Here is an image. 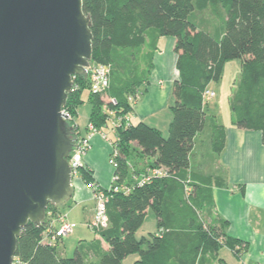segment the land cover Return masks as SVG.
Returning <instances> with one entry per match:
<instances>
[{
	"label": "trees",
	"instance_id": "1",
	"mask_svg": "<svg viewBox=\"0 0 264 264\" xmlns=\"http://www.w3.org/2000/svg\"><path fill=\"white\" fill-rule=\"evenodd\" d=\"M83 11L92 20L91 66L112 69L107 95L116 105L110 103L109 111L130 114L137 96L144 93L142 86L149 85L154 54L144 52V46L150 32L158 38H175L179 73L167 138L145 123L123 125L116 133L120 156L115 176L118 185L130 187L131 192L115 194L108 205L111 227L97 232L109 250L101 252L96 241L90 245L99 251L98 264H121L133 253L140 254L137 264H200L204 256L216 255L223 246L247 250L248 245L227 238L223 228L203 221L201 214L215 205L214 177L202 176L193 168L194 150L208 121L212 153L219 156L226 148V128L208 117L204 94L211 82L220 81L225 66L233 60L242 62L240 80L230 97L234 125L261 132L264 142V0H84ZM205 11L224 24L219 39L190 20L192 13ZM100 96L91 89L90 75L74 78L64 108L72 117L68 123L74 132L79 131L76 118L84 99L91 107L90 124L100 131L111 128L112 117ZM134 155L153 161L131 171L129 159ZM155 168L166 170L167 176L139 186L143 176ZM83 172L90 182L91 172ZM62 207L50 205L42 226L29 223L23 230L16 255L22 263L86 264L84 247H78L73 258H65L57 245L44 242L48 230L59 228L53 220L62 215ZM150 209L160 234L139 241L135 235Z\"/></svg>",
	"mask_w": 264,
	"mask_h": 264
},
{
	"label": "water",
	"instance_id": "2",
	"mask_svg": "<svg viewBox=\"0 0 264 264\" xmlns=\"http://www.w3.org/2000/svg\"><path fill=\"white\" fill-rule=\"evenodd\" d=\"M84 0H0V264L29 225L71 202L77 138L63 109L93 61Z\"/></svg>",
	"mask_w": 264,
	"mask_h": 264
},
{
	"label": "crops",
	"instance_id": "3",
	"mask_svg": "<svg viewBox=\"0 0 264 264\" xmlns=\"http://www.w3.org/2000/svg\"><path fill=\"white\" fill-rule=\"evenodd\" d=\"M175 44V38H158L155 32H150L144 46V52L148 53L151 50L154 54V67L149 77V85L142 86L141 91L144 93L134 103L133 111L125 115L130 124L145 123L159 130L164 137L166 136L164 134L168 136L173 120L172 107L175 103L173 86L179 80ZM215 114L207 112L209 118L215 119L226 128V148L219 156L212 153L211 123L208 121L204 132L196 139L194 150L195 154L205 148L204 153L202 152V160L197 162L195 156L193 168L202 176L214 177L215 205L214 208L205 212L208 224L223 228L227 238L241 241L248 245V249L237 248L233 251L223 246L216 255L204 256L200 264H208L211 260L214 262L220 251H226L224 254L232 259L237 258L241 264H264V142L262 133L236 128L233 118L228 124L220 123ZM89 120L90 115L88 127L84 131L76 123L79 129L78 134L82 137L90 134ZM100 132L107 134L110 141L103 139L101 134L92 135L91 148L83 159L84 167L73 179L74 194L71 204L65 205L70 209L62 212L67 215L74 229L83 223L88 225L96 213L93 191L87 188L89 182L85 179L83 171L91 172L90 183L102 189L110 188L114 181L115 170L109 161L119 139L111 129ZM205 135L206 146L201 141V137ZM142 159L143 163L136 159L131 160L130 170L143 169L149 161H153L146 157ZM199 166L203 168L207 166V169ZM224 223L227 224L224 225ZM95 241L100 244L101 252L105 253L109 250L102 238L96 237ZM88 245L86 242L79 245L86 251V264H98L99 251ZM57 248L59 251L58 244ZM226 260L220 259V262L228 264Z\"/></svg>",
	"mask_w": 264,
	"mask_h": 264
},
{
	"label": "rangeland",
	"instance_id": "4",
	"mask_svg": "<svg viewBox=\"0 0 264 264\" xmlns=\"http://www.w3.org/2000/svg\"><path fill=\"white\" fill-rule=\"evenodd\" d=\"M190 20L193 23H195L199 27V29L209 33L215 39H219L224 31V24L220 20L212 16L208 11L192 13L190 16ZM241 64L242 62L240 60H233L228 62L224 68L222 78L220 79V81L211 82L207 87V91L209 93L213 92L215 96L211 97L209 100L206 99L204 100L206 111L214 114L216 113L215 115L218 116L220 123L228 124L231 122L233 118L232 111L230 108V97L232 92L235 90L237 83L240 80ZM100 97H101V101L104 103V106L108 108L107 111H109V109H111L109 107L110 98L108 97L107 94H102ZM84 102L85 104L78 109V115L76 118V123L81 127L82 131H84L88 127V119L91 111L90 105L87 103L88 102L87 99H84ZM164 135H166L165 137H168L167 134ZM201 141L206 146V135L201 137ZM204 150L205 148H202V151L199 150L198 152L195 153L197 162L202 160ZM133 159L134 160L136 159L137 161L143 163L142 161L143 159L140 158L139 156L134 155L132 159L130 157L129 161L131 162V160L133 161ZM199 167H201L202 169H207V166H205V168H203L202 166ZM70 204L71 202L68 203L67 205ZM63 207L61 208L62 212L64 211L66 212L70 209L69 206H63ZM201 217L206 225H212V224H208L207 221L208 218L205 215V213H202ZM80 225L81 226L77 225V228L74 229V232L69 237L64 238L62 241L58 243L59 252L65 258H73L75 256V252L77 248L81 243L86 242L89 245H92L96 237L102 238V241L104 242V238L101 232L98 233L97 231L91 229L89 225H86V223ZM109 228L106 229L105 231L109 230ZM155 234H160V232L158 230L155 213L152 209H150L148 210L143 226L137 231L135 236L139 241H141L144 238L149 239L150 235H155ZM225 252L220 251L216 259L214 260L213 264H222L220 262V259H227L226 262L228 264H241L237 260V258L233 257L232 259L228 255L224 254ZM225 255L228 258H225L226 257ZM139 260H140V254L133 253L132 255H129L121 264H137Z\"/></svg>",
	"mask_w": 264,
	"mask_h": 264
},
{
	"label": "built area",
	"instance_id": "5",
	"mask_svg": "<svg viewBox=\"0 0 264 264\" xmlns=\"http://www.w3.org/2000/svg\"><path fill=\"white\" fill-rule=\"evenodd\" d=\"M91 79V89L96 94H107L111 86V73L112 69L108 65H96L91 66L88 70ZM215 94L209 93L208 91L204 94V100H209L214 97ZM140 96H137V99ZM110 103L116 105L114 99H110ZM111 115V130L114 133L123 126H129L130 123L125 116L117 115L115 112L109 111ZM63 114L67 117V121L71 122L72 117L68 111L63 109ZM90 134L87 137H82L78 135V131H75V136L77 141L75 143L74 151L69 157V163L72 167L73 178L77 177L83 166V159L85 155L91 148V139L94 134H101L102 138L110 141L107 134L98 131L92 124L89 125ZM120 156L119 150L114 146L111 159L109 161L110 165L116 171L118 169L117 158ZM167 172L161 168H155L149 170L147 174L143 176L139 182V186H143L150 182L153 178L165 177ZM87 188L93 191L94 200L96 202V213L93 220L88 224L89 227L95 231L106 230L110 226V219L108 215V205L115 194L124 192L129 194L131 192L130 187L122 188L118 185V178L114 176L113 184L108 189H102L97 187L94 183H87ZM59 223V228L54 232L48 230L44 234V242L49 245H57L60 240L69 237L74 232V226L68 221L67 215L62 214L58 220L54 219L53 224ZM13 264H24L22 261L15 257Z\"/></svg>",
	"mask_w": 264,
	"mask_h": 264
}]
</instances>
